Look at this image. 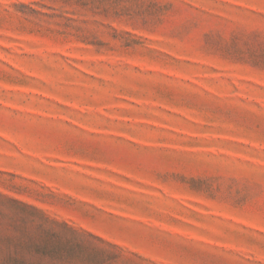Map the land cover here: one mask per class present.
Wrapping results in <instances>:
<instances>
[{"label": "rangeland", "instance_id": "1", "mask_svg": "<svg viewBox=\"0 0 264 264\" xmlns=\"http://www.w3.org/2000/svg\"><path fill=\"white\" fill-rule=\"evenodd\" d=\"M0 264H264V0H0Z\"/></svg>", "mask_w": 264, "mask_h": 264}]
</instances>
